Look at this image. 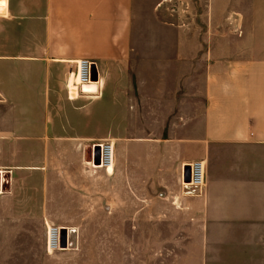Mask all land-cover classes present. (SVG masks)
<instances>
[{
    "label": "crops",
    "instance_id": "obj_1",
    "mask_svg": "<svg viewBox=\"0 0 264 264\" xmlns=\"http://www.w3.org/2000/svg\"><path fill=\"white\" fill-rule=\"evenodd\" d=\"M170 1L0 0L2 177L17 203L36 176L70 195L72 160L111 122L118 216L140 200L146 218L182 219L196 264H264V0ZM81 59L96 98L67 97ZM195 161L205 182L188 196Z\"/></svg>",
    "mask_w": 264,
    "mask_h": 264
},
{
    "label": "rangeland",
    "instance_id": "obj_2",
    "mask_svg": "<svg viewBox=\"0 0 264 264\" xmlns=\"http://www.w3.org/2000/svg\"><path fill=\"white\" fill-rule=\"evenodd\" d=\"M183 5L186 6L184 0L169 2L172 9ZM4 124L8 126V122ZM111 125L105 122V134L106 141L114 145L115 166V139L108 135ZM90 156L87 152L85 160H72L70 195L67 191L62 193V189L60 193L52 192L54 188L41 185L42 179L36 176L34 185L24 188L17 203L11 174H4L0 194V264H196L198 260L193 258L190 246L184 248L186 235L178 233L183 227L182 219L146 218L140 200L130 212L133 216H118L123 212L115 209V177L106 176L104 169L101 177L82 176L85 167L97 169L91 166ZM69 196L68 212L64 210L67 202L54 199ZM44 213L67 216L50 218L43 217ZM46 223L75 230L66 249L46 252Z\"/></svg>",
    "mask_w": 264,
    "mask_h": 264
},
{
    "label": "built area",
    "instance_id": "obj_3",
    "mask_svg": "<svg viewBox=\"0 0 264 264\" xmlns=\"http://www.w3.org/2000/svg\"><path fill=\"white\" fill-rule=\"evenodd\" d=\"M73 81L71 86L67 85V97L69 99L77 98H96L97 90L94 92H85L84 87L91 84L97 83L92 80L93 77V64L92 62L81 59L76 62L75 72L73 74ZM94 147L99 148V166H94L92 163L93 149ZM114 162V145L109 141H102L92 145L90 164L91 166L107 170L108 167L112 166ZM189 167V182H181V189L185 195H195L203 186L205 182V170L204 165L200 161H195L188 165ZM3 172L0 171V194L3 192L4 179L2 177ZM46 226L45 231V250L51 254L61 250L62 244V229L65 230V242L67 247L71 243V237L75 233V230L68 227L60 226Z\"/></svg>",
    "mask_w": 264,
    "mask_h": 264
},
{
    "label": "water",
    "instance_id": "obj_4",
    "mask_svg": "<svg viewBox=\"0 0 264 264\" xmlns=\"http://www.w3.org/2000/svg\"><path fill=\"white\" fill-rule=\"evenodd\" d=\"M93 81L97 80V76L96 73L93 69V77H92ZM92 163L94 166H99L100 162H99V148L98 147H94L93 149V157H92ZM189 167H186L185 173H184V177H183V181L184 182H189ZM67 245L65 242V230L62 229V244H61V249H66Z\"/></svg>",
    "mask_w": 264,
    "mask_h": 264
},
{
    "label": "bare ground",
    "instance_id": "obj_5",
    "mask_svg": "<svg viewBox=\"0 0 264 264\" xmlns=\"http://www.w3.org/2000/svg\"><path fill=\"white\" fill-rule=\"evenodd\" d=\"M94 84H96V83L93 82V83H91V84L85 86V87H84V90L86 91V89L94 87ZM93 167H94V166H93ZM113 167H114V162H113V165L110 166V167H108L107 170H105V171H106L107 173H110L111 171H113ZM96 168H97V167H96Z\"/></svg>",
    "mask_w": 264,
    "mask_h": 264
}]
</instances>
